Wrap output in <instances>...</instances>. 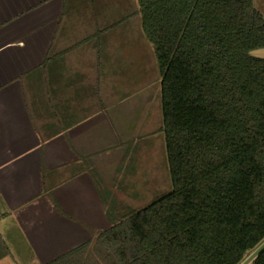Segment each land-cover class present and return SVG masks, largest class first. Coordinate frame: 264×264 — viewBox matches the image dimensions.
Listing matches in <instances>:
<instances>
[{
  "label": "crops",
  "instance_id": "1",
  "mask_svg": "<svg viewBox=\"0 0 264 264\" xmlns=\"http://www.w3.org/2000/svg\"><path fill=\"white\" fill-rule=\"evenodd\" d=\"M135 1L0 0V260L47 264L91 243L135 189L128 150L148 98L113 81L107 56Z\"/></svg>",
  "mask_w": 264,
  "mask_h": 264
},
{
  "label": "trees",
  "instance_id": "2",
  "mask_svg": "<svg viewBox=\"0 0 264 264\" xmlns=\"http://www.w3.org/2000/svg\"><path fill=\"white\" fill-rule=\"evenodd\" d=\"M137 1L173 189L95 233V264H241L264 242V17L253 0Z\"/></svg>",
  "mask_w": 264,
  "mask_h": 264
},
{
  "label": "rangeland",
  "instance_id": "3",
  "mask_svg": "<svg viewBox=\"0 0 264 264\" xmlns=\"http://www.w3.org/2000/svg\"><path fill=\"white\" fill-rule=\"evenodd\" d=\"M128 8L131 15L126 16L120 11V14L115 16L117 20H124L112 23L113 36H109L112 44L108 45L107 56L112 58L113 73L117 75H114L113 81L118 83L120 78L122 81H126L128 84L125 89L127 91L130 89L129 93L132 90L135 92L137 89H139L138 91L145 89L144 96L148 98V103L146 102L148 106L142 116H140V111L139 116H136V123L133 125L136 131L134 133L135 137L129 143L128 154H132L129 163L130 169L132 172L134 171L132 174L135 177V189L133 191L120 190L119 196L114 200V204H117V206L113 207V204L110 206V208H113L110 209V222L112 225L137 210L150 205L173 189L165 136L161 130L163 114L161 108L160 72L154 48L142 31L137 1L133 2ZM135 8H138V10L134 11ZM87 24L89 28L90 21ZM106 24L111 23L105 22L104 24L103 22L102 28ZM251 54L264 59V48L257 49ZM142 104L141 101L136 102L137 107H141ZM94 248V243H91L84 252H79L73 261L75 260L74 262H77V264H95L98 259V252ZM0 264L38 263L36 261L24 262L18 259L15 261L5 259L0 260Z\"/></svg>",
  "mask_w": 264,
  "mask_h": 264
},
{
  "label": "water",
  "instance_id": "4",
  "mask_svg": "<svg viewBox=\"0 0 264 264\" xmlns=\"http://www.w3.org/2000/svg\"><path fill=\"white\" fill-rule=\"evenodd\" d=\"M263 250H264V242L255 251H253L241 264H249Z\"/></svg>",
  "mask_w": 264,
  "mask_h": 264
}]
</instances>
